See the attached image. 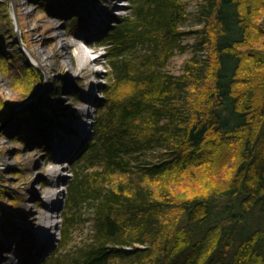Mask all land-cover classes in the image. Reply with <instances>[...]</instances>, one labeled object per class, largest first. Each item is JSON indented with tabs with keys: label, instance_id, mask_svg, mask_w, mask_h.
Masks as SVG:
<instances>
[{
	"label": "trees",
	"instance_id": "16d2710c",
	"mask_svg": "<svg viewBox=\"0 0 264 264\" xmlns=\"http://www.w3.org/2000/svg\"><path fill=\"white\" fill-rule=\"evenodd\" d=\"M34 1L77 28L81 0ZM114 18L98 41L108 82L92 139L71 161L61 247L41 264H264V0H201L194 13L185 0H130ZM16 53L31 69L23 95L39 96L43 72ZM9 59L0 51V68ZM45 97L15 111L0 95V123L13 122L0 134L46 133L53 118L39 108L56 100ZM1 183L0 225L15 233L22 194ZM87 201L91 240L73 248Z\"/></svg>",
	"mask_w": 264,
	"mask_h": 264
},
{
	"label": "rangeland",
	"instance_id": "374dc122",
	"mask_svg": "<svg viewBox=\"0 0 264 264\" xmlns=\"http://www.w3.org/2000/svg\"><path fill=\"white\" fill-rule=\"evenodd\" d=\"M185 1L192 13L201 2ZM129 7L130 0H81L77 10L81 18L72 31L65 13L43 10L34 0H0V51L10 58L3 69L0 68V95L14 103L15 111L36 104L45 93L46 102L56 100L53 101L55 108L47 103L46 107L39 108L47 113V117L53 118L52 122L49 119L51 127L46 133L33 129L24 137L27 142L0 134V176L3 179L0 182L7 190L22 194L21 212L14 220L18 227L16 232L6 233L4 226L0 225V264H26L27 259L31 264H41L61 247L60 228L66 208L67 186L74 176L71 161L80 152L82 154L92 139L91 126L96 115L94 105L102 99L100 89L108 82L106 50L98 45V41L114 23V15L126 14ZM90 21L93 23L91 29ZM197 27L192 18L185 29ZM18 37L22 41L21 46ZM194 40L193 35L185 38V42L193 43ZM77 44L84 50L85 57H99L98 63H92L82 72L74 66L79 60L75 49ZM17 48L27 55L30 65L44 74V89L37 97L29 99L22 93L25 88L22 76L24 71L28 73L31 69L26 71L27 63L16 58ZM192 54L191 49L176 53L167 66L168 70L181 72L184 61ZM29 114H32L30 120L35 121V114ZM10 121H2L0 130L13 124ZM85 123L88 124L87 129L82 134L81 127ZM37 131L41 133L35 140ZM70 144L71 158L67 159L69 155L63 158L62 154ZM48 153L53 161H47ZM151 158L156 159L155 156ZM52 169L59 170L58 175H53ZM53 192L58 194V200L55 199L58 216L53 218L55 224L50 228L52 222L42 221L40 217L52 203ZM4 203L6 205L8 201ZM32 212L39 217L36 221L30 218ZM92 212L90 202L81 205L80 221L75 226L71 242L73 248L91 240Z\"/></svg>",
	"mask_w": 264,
	"mask_h": 264
},
{
	"label": "bare ground",
	"instance_id": "6f19581e",
	"mask_svg": "<svg viewBox=\"0 0 264 264\" xmlns=\"http://www.w3.org/2000/svg\"><path fill=\"white\" fill-rule=\"evenodd\" d=\"M89 23H90L89 28L91 29L93 26V23L91 21ZM75 49H76V52L79 56V60L74 66H77V70L79 72H82L83 70L89 68L92 63H98L99 62V57H95V58L85 57L84 50L82 49V47L80 45L77 44ZM70 143H72V141ZM71 145L72 144H70L69 147H71ZM61 147H63V145H61ZM66 154L67 153L64 152L63 156H66ZM52 170H53V172H55V174L53 173V175H58L57 172H59V170H55V171H54V169H52ZM51 195H52V199H53L52 203L49 204V206L47 208V212L40 217L42 221L46 220V222H48V221L52 222L53 218H57V216H58V208H57L58 202L57 203L55 202L56 200H58L57 199L58 194L56 192L55 193L53 192V193H51ZM30 218L33 219L34 221H36L39 217L37 215H35L34 212H32L30 214ZM54 224L55 223L52 222V224H50V228H53Z\"/></svg>",
	"mask_w": 264,
	"mask_h": 264
},
{
	"label": "water",
	"instance_id": "95a60500",
	"mask_svg": "<svg viewBox=\"0 0 264 264\" xmlns=\"http://www.w3.org/2000/svg\"><path fill=\"white\" fill-rule=\"evenodd\" d=\"M18 42H19V44H20V46H21V44H22V41H21V39H20V37H18ZM22 48V47H21ZM22 50H23V48H22Z\"/></svg>",
	"mask_w": 264,
	"mask_h": 264
}]
</instances>
